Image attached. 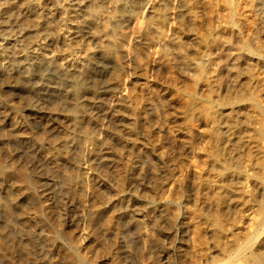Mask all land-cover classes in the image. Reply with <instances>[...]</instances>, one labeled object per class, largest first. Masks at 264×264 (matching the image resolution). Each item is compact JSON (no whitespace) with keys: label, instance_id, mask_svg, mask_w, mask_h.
<instances>
[{"label":"rangeland","instance_id":"obj_1","mask_svg":"<svg viewBox=\"0 0 264 264\" xmlns=\"http://www.w3.org/2000/svg\"><path fill=\"white\" fill-rule=\"evenodd\" d=\"M185 1L0 0V264H253L264 252V140L255 125L239 133L240 94L250 82L264 96V60L248 54L240 75L229 59L239 40L255 45L256 20L264 35V0Z\"/></svg>","mask_w":264,"mask_h":264},{"label":"bare ground","instance_id":"obj_2","mask_svg":"<svg viewBox=\"0 0 264 264\" xmlns=\"http://www.w3.org/2000/svg\"><path fill=\"white\" fill-rule=\"evenodd\" d=\"M232 1V0H231ZM237 1V0H236ZM34 2V1H33ZM187 2V5H189V8L191 9H189L190 10V12L192 11V8L195 6V5H197V0H186L185 1V3ZM229 1H227L226 3H228ZM254 2V1H253ZM119 3V2H118ZM225 3V2H224ZM238 3V2H237ZM20 4V3H19ZM30 4V3H29ZM213 4V3H212ZM244 4H246V6L244 5L243 7H247L248 5H249V1H247L246 0V2H244ZM251 4V3H250ZM94 5V4H93ZM124 5V4H123ZM232 5V4H231ZM21 6V5H20ZM31 6V5H30ZM122 6V5H121ZM199 6V5H198ZM213 6V5H212ZM251 6V5H250ZM249 6V8H251ZM233 7H234V5H233ZM21 8V7H20ZM70 8V7H69ZM98 8H100V7H98ZM131 8H132V6H131ZM236 7H234V8H232V7H229L228 9V17L230 18V22H232V21H234L231 25L233 26H237L236 28H238V32L239 33H241V30H242V26H243V21H245L244 20V18H243V16L240 14V15H237V16H235V14H236V11H238L237 10V8L235 9ZM248 8V7H247ZM254 8V7H253ZM194 9V8H193ZM263 9H264V7H263ZM19 10V9H18ZM88 10V9H87ZM195 10V9H194ZM51 11V10H50ZM207 11V10H206ZM252 11V10H251ZM254 11H255V9H254ZM259 11V10H258ZM122 12V11H121ZM212 12V11H211ZM241 12V11H240ZM239 12V13H240ZM35 13V12H34ZM78 13V12H77ZM94 13V12H93ZM244 13V12H243ZM242 13V14H243ZM51 14V13H50ZM159 15V14H158ZM4 16V15H3ZM18 16H20V15H18ZM35 18H36V25H42V23H41V16L39 15V12L38 13H35ZM112 16V15H111ZM115 16V15H114ZM43 17V16H42ZM215 17V16H214ZM220 17V16H219ZM246 17V16H245ZM8 18V17H7ZM25 18V17H24ZM199 18V17H198ZM18 19L19 18H16L15 20V22H17L18 21ZM158 19V18H157ZM70 20V19H69ZM99 20V19H98ZM97 20V21H98ZM108 20V19H107ZM217 21V20H216ZM219 21V20H218ZM4 22V21H3ZM7 22V21H6ZM10 22V21H9ZM201 22V21H200ZM209 22V21H208ZM228 22V21H227ZM44 23V22H43ZM81 23V22H80ZM90 23V22H89ZM197 23V22H196ZM202 23V22H201ZM213 23V22H212ZM219 23V22H218ZM256 30H254L255 32H254V36L256 37L255 39H256V43H255V45L254 44H252V41H250V39H247V40H245V41H243V40H239V44H240V47H239V50H240V48H241V51H244V53H242L241 54V51L239 52V50H235L234 52H232V53H230V54H232V55H230V61L233 63V66L238 70L237 72H239V71H241L242 72V69H243V65L246 63V61H247V55L248 54H255V55H257L258 57H262L263 58V60H264V35H262L261 33H260V31L258 30V22H257V20H256ZM1 24V23H0ZM49 24V23H48ZM115 24V23H114ZM220 24V23H219ZM163 25V24H162ZM227 25V24H226ZM7 26V25H6ZM23 26V25H22ZM106 26V25H105ZM21 27V26H20ZM49 27V26H48ZM48 27L46 28V29H48ZM63 27V26H62ZM86 27V26H85ZM36 28V27H35ZM63 28H65V27H63ZM56 29V28H55ZM66 29V28H65ZM232 29V28H231ZM11 30H13L12 28H11ZM45 30V29H44ZM50 30H52V29H50ZM57 30V29H56ZM63 30V29H62ZM72 30V29H71ZM70 30V31H71ZM183 30V29H182ZM216 30V29H215ZM15 31V30H14ZM33 31H35V30H33ZM32 31V32H33ZM75 31V30H74ZM201 31V30H200ZM31 32V31H30ZM39 32V31H38ZM112 32V31H111ZM199 32V31H198ZM205 32V31H204ZM262 32H263V30H262ZM22 33V32H21ZM35 33V32H34ZM42 33H47L46 35L48 36V32H47V30H46V32H43L42 31ZM77 34H78V32H76ZM249 33V32H248ZM11 34V33H10ZM24 34V33H23ZM27 34H29V33H27ZM37 34V33H36ZM38 34H40V32L38 33ZM37 34V35H38ZM59 34V33H58ZM99 34V33H98ZM210 34V33H209ZM24 35H26V34H24ZM35 35V34H34ZM36 35V36H37ZM68 35V34H67ZM104 35V34H103ZM222 35V34H221ZM11 36V35H10ZM40 36V35H39ZM38 36V37H39ZM46 36V37H47ZM54 36V35H53ZM86 36V35H85ZM110 36V35H109ZM179 36V35H178ZM213 36V35H212ZM43 37V36H42ZM44 37H45V35H44ZM253 37V36H252ZM28 38V37H27ZM29 38H30V36H29ZM47 38H49V37H47ZM52 38V37H51ZM55 37H53L52 39H54ZM218 38V37H217ZM232 38V37H231ZM36 39V38H35ZM57 39V38H56ZM78 39V38H77ZM111 39V38H110ZM237 39V38H236ZM48 40V39H47ZM97 40V39H96ZM107 40V39H106ZM182 40V39H181ZM62 41V40H61ZM20 42V41H19ZM30 42V41H29ZM58 42V41H57ZM189 42V41H188ZM237 42V41H236ZM22 43V42H21ZM56 43V42H55ZM107 43V42H106ZM217 43H219V42H217ZM201 44V43H200ZM226 44V43H225ZM231 44V43H230ZM45 45V44H44ZM222 45V44H221ZM220 44H219V47L221 46ZM235 45V44H234ZM40 46V45H39ZM5 47V46H4ZM16 47V46H15ZM235 47V46H234ZM93 48V47H92ZM199 48V47H198ZM17 49V48H16ZM32 49V48H31ZM34 49V48H33ZM70 49V48H69ZM89 49V48H88ZM219 49V48H218ZM232 49V48H231ZM13 50V49H12ZM20 50V49H19ZM64 50V49H63ZM220 51L222 50V49H219ZM14 51V50H13ZM29 51V50H28ZM230 51V50H229ZM245 51H246V53H245ZM40 52V51H39ZM210 52V51H209ZM65 53V52H64ZM216 55V54H215ZM207 56V55H206ZM229 57V56H228ZM198 58V57H197ZM207 58V57H206ZM208 60V59H207ZM261 60V59H260ZM187 61V60H186ZM247 64V63H246ZM245 64V65H246ZM192 65V64H191ZM228 65V64H227ZM226 65V66H227ZM4 66V65H3ZM199 66V65H198ZM197 66V67H198ZM248 66V65H247ZM228 68V67H227ZM242 68V69H241ZM248 68V67H247ZM241 69V70H240ZM246 69V68H245ZM250 69V68H249ZM3 70V69H2ZM209 70V69H208ZM251 70V69H250ZM250 70H246V71H248V72H250L251 73V71ZM256 70V69H255ZM254 70V71H255ZM11 71V70H10ZM228 71H229V69H228ZM247 72V73H248ZM8 73H9V71H8ZM8 73H7V71H6V74L5 73H3L2 72V76L3 77H9V76H11V75H8ZM11 73V72H10ZM223 73V72H222ZM250 73L248 74V75H250ZM12 74V73H11ZM239 74L241 75V73L239 72ZM238 74V75H239ZM244 74H245V72H244ZM243 74V75H244ZM252 74V73H251ZM7 75V76H6ZM100 75V74H99ZM239 77V76H238ZM252 77H255V76H252ZM12 78V77H11ZM214 78V77H213ZM216 78H217V76H216ZM248 78H251V77H248ZM263 78V77H262ZM8 79V78H7ZM218 79V78H217ZM222 79H223V77H222ZM3 80V79H2ZM9 80H11V79H9ZM12 80H15V77L14 78H12ZM16 82V81H15ZM18 82V81H17ZM25 82V81H24ZM264 82V81H263ZM232 84H234V83H232ZM248 84H249V86H247L248 88L246 89V88H243V91L246 89V91H244V92H242V94H240V95H242V96H245V97H247L248 99H249V107L248 106H246V108H247V111H248V108H250L249 110H250V112H248L247 113V115H248V117H247V122L246 123H244L240 128V130H239V133H240V131L241 132H243V131H248V130H250V128L251 127H253V125H255L256 126V138L257 139H259V140H264V96H262L261 95V93H260V91H262V88H263V86L262 87H260V88H253L252 87V84L250 83V82H248ZM247 84V85H248ZM255 87H256V85H254ZM214 87V86H213ZM238 87V86H237ZM236 89V88H235ZM257 89V90H256ZM264 90V89H263ZM215 91V90H214ZM233 91H234V89H233ZM18 92V91H17ZM22 92V91H21ZM224 94V93H223ZM228 97V96H227ZM240 98V97H239ZM242 98V97H241ZM225 99V98H224ZM246 100V99H245ZM225 101V100H224ZM228 101H229V99H228ZM230 101H231V98H230ZM217 102V101H216ZM226 102V101H225ZM238 102V101H237ZM235 103V102H234ZM244 103H245V101H244ZM17 104V103H16ZM228 104V103H227ZM219 106V105H218ZM224 106H225V104H224ZM241 109V108H240ZM251 109L253 110V109H256V111H255V113H254V111H251ZM57 110V109H56ZM242 110V109H241ZM236 112H237V110H236ZM239 112V111H238ZM253 112V113H252ZM240 113V112H239ZM238 114V113H237ZM226 116V115H225ZM236 118V117H235ZM234 118V119H235ZM5 121V120H4ZM235 121H236V123H240V121L241 120H239L238 119V117H237V119H235ZM238 121V122H237ZM41 122V121H40ZM18 123V122H17ZM242 123V122H241ZM240 123V124H241ZM253 123V124H252ZM223 124V123H222ZM227 124V123H226ZM230 124V123H229ZM254 126V127H255ZM18 127V126H17ZM49 127H51V125L49 126ZM236 127V126H235ZM14 128V127H13ZM239 127H237V129H238ZM234 130V129H233ZM236 130V129H235ZM254 130V129H253ZM18 131V130H17ZM215 132V131H214ZM249 132V131H248ZM255 132V131H254ZM253 132V133H254ZM238 133V132H237ZM220 135V134H219ZM236 136H238V134L236 135ZM255 137V136H254ZM219 138V137H218ZM253 138V137H252ZM258 140V141H259ZM218 141V140H217ZM215 143V142H214ZM234 145V144H233ZM256 145V144H255ZM261 145V144H260ZM217 146V145H216ZM259 149V156H258V158L256 159V161L258 160V162L256 163V164H258L256 167H258V168H260V171H261V182L259 183V188L261 189V191H260V193L262 194V196H263V201H262V208H261V210L262 211H264V146H261L260 148H258ZM28 150V149H27ZM31 152V151H30ZM38 157V156H37ZM215 157V156H214ZM215 160V159H214ZM219 161V160H218ZM216 162V161H215ZM226 163V162H225ZM222 166H223V164H221ZM219 166V165H218ZM225 166V168L228 170V168L226 167L227 165H224ZM254 166H255V164H254ZM215 167V166H214ZM222 168V171L225 169L224 167H221ZM221 168H219V170L221 169ZM225 169V170H226ZM233 169V168H232ZM261 169H263V170H261ZM218 170V171H219ZM224 170V171H225ZM240 172V171H239ZM248 172V171H247ZM30 174V173H29ZM217 174V173H216ZM223 174H225V173H223ZM248 174V173H247ZM238 175H239V173H238ZM229 178V177H228ZM230 179V178H229ZM248 179V178H247ZM258 179H259V177H258ZM17 180V179H16ZM30 180V179H29ZM239 180V179H238ZM256 181V180H255ZM259 181V180H258ZM257 182H256V184H258ZM33 184V183H32ZM261 185V186H260ZM29 186V185H28ZM220 187V186H219ZM256 187V186H255ZM38 188V187H37ZM257 188V187H256ZM76 189V188H75ZM226 190H227V188H226ZM258 190V189H257ZM224 191V190H223ZM227 191H229V192H231L230 191V189H228ZM236 191V190H235ZM223 193V192H222ZM225 193V194H224ZM223 194L226 196L227 194H228V192H224ZM233 194H235L234 192H233ZM223 196V195H222ZM231 196V195H230ZM238 197V196H237ZM230 198V197H229ZM233 200V199H232ZM253 202V201H252ZM236 206V205H235ZM259 207V206H258ZM34 211V210H33ZM42 212V211H41ZM208 212V211H207ZM28 213V212H27ZM43 214V213H42ZM215 214V213H214ZM260 214V213H259ZM263 214H264V212H263ZM264 216V215H263ZM220 218V217H219ZM219 218H218V220H219ZM215 219V218H214ZM211 221V220H210ZM263 223V222H262ZM220 226V225H219ZM262 226V225H261ZM222 229V228H221ZM257 232H258V230H257ZM260 232L261 231H259V233H258V235H259V237H260ZM252 233V232H251ZM253 234V233H252ZM251 235V234H250ZM254 235V234H253ZM252 235V236H253ZM257 235V236H258ZM251 236V237H252ZM256 236V235H255ZM257 236L256 237H254V239H253V237L252 238H250V236H248L249 237V240H248V246L249 247H253L252 245H254V243H255V240H257ZM247 245H245V246H247ZM247 246V248H249ZM238 247V246H237ZM261 247V246H260ZM250 249V248H249ZM260 249V248H259ZM248 250V249H247ZM246 250V251H247ZM254 250V249H253ZM258 250V249H257ZM262 250V249H261ZM240 251V250H239ZM255 251V250H254ZM258 252H260L259 254L257 253V254H252L251 255V257H252V262H253V264L255 263V264H263L264 263V252L263 253H261V251H258ZM240 253V252H239ZM244 253V252H243ZM252 253V252H251ZM238 254V253H237ZM244 255V254H243ZM247 256V255H246ZM250 256V255H249ZM246 258V257H245ZM230 259V258H229ZM247 261V260H246ZM232 263V262H231ZM251 263V262H250Z\"/></svg>","mask_w":264,"mask_h":264}]
</instances>
